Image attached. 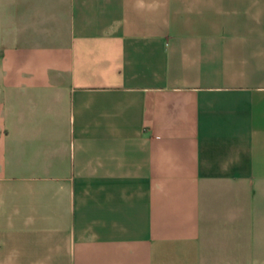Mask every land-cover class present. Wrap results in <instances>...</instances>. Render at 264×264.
I'll list each match as a JSON object with an SVG mask.
<instances>
[{"label": "crops", "instance_id": "0c3cea01", "mask_svg": "<svg viewBox=\"0 0 264 264\" xmlns=\"http://www.w3.org/2000/svg\"><path fill=\"white\" fill-rule=\"evenodd\" d=\"M0 264H264V0H0Z\"/></svg>", "mask_w": 264, "mask_h": 264}]
</instances>
